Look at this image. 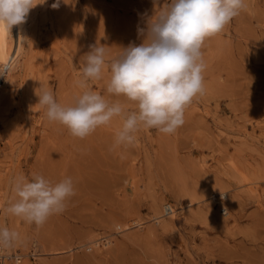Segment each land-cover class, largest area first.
I'll list each match as a JSON object with an SVG mask.
<instances>
[{
	"label": "rangeland",
	"instance_id": "374dc122",
	"mask_svg": "<svg viewBox=\"0 0 264 264\" xmlns=\"http://www.w3.org/2000/svg\"><path fill=\"white\" fill-rule=\"evenodd\" d=\"M245 2L206 39L205 93L184 124L173 134L141 128L130 146H114L119 117L73 137L47 119L36 93L51 89L74 106L85 91L82 58L103 45V78L88 88L137 110L106 93L107 62L143 42L137 29L165 0H60L55 9L45 0L27 17L13 83L0 87V226L19 233L8 247L24 254L19 264H264V0ZM33 174L53 184L71 177L75 189L40 227L4 211L14 177ZM169 201L175 213L164 215Z\"/></svg>",
	"mask_w": 264,
	"mask_h": 264
},
{
	"label": "clouds",
	"instance_id": "9594fccd",
	"mask_svg": "<svg viewBox=\"0 0 264 264\" xmlns=\"http://www.w3.org/2000/svg\"><path fill=\"white\" fill-rule=\"evenodd\" d=\"M44 2L0 0V31L10 33L13 26L24 24L30 11ZM59 4L56 0L51 7ZM157 4L154 0V6ZM246 7L245 0H165L163 6L156 7L146 28L137 29L143 42L130 43L107 62L110 79L106 93L134 102L135 111H126L120 102H110L88 88V81L103 78L107 56L103 45L91 46L82 58L77 84L85 91L74 106L62 105L51 89L43 87L36 93L37 104L44 107L50 122L62 124L79 139L116 117L122 120V127L115 134L114 146L133 145L141 128L173 134L184 124L187 106L205 93L202 47L206 39L221 33ZM13 68L12 62L0 64V77L7 79ZM12 190L16 198L4 211L37 227L51 215L62 213L75 195L71 177L53 184L39 174H33L31 180L23 175L14 177ZM19 238L18 232L0 226V247H11Z\"/></svg>",
	"mask_w": 264,
	"mask_h": 264
},
{
	"label": "bare ground",
	"instance_id": "6f19581e",
	"mask_svg": "<svg viewBox=\"0 0 264 264\" xmlns=\"http://www.w3.org/2000/svg\"><path fill=\"white\" fill-rule=\"evenodd\" d=\"M37 2H42V0H37ZM40 6V4H37L36 7H34L28 16H31L32 18L34 17L35 19V13L38 9V7ZM25 27H23V25H17V26H13L10 33L7 31V30H2L0 31V64H6V63H9L11 59H14V62L17 64L14 65V68L12 71H10L7 75V79L3 78V77H0V81L2 80L1 84H0V87L3 85V83H6V85H11L13 83V80L10 79V74L12 72H14V70L16 69V67L19 65L18 61L20 60V56L16 57L17 56V51L16 49H18L20 43L25 42V44H28V41H29V33L28 35L25 33ZM20 53V52H19ZM254 182V181H252ZM249 185V184H248ZM259 189V188H258ZM260 190V189H259ZM258 190V191H259ZM260 192V191H259ZM260 194V193H259ZM261 195V194H260ZM259 196V195H258ZM222 197H225L222 195ZM260 200V199H259ZM168 201V200H167ZM170 202V201H169ZM169 202H164L163 203V206H167V205H170L171 206V213H169L168 215H172L173 212H174V206H172ZM211 206V205H210ZM224 209H226V207H223ZM205 211L207 213H210L209 211V207H207L205 209ZM175 213V212H174ZM163 214V212H162ZM160 215V214H159ZM164 217V216H163ZM165 218V217H164ZM136 224H140L141 222L138 221V219L136 220ZM2 226H6L5 224L2 225ZM40 241V240H39ZM41 242V241H40ZM3 248V247H2ZM4 252L13 257L12 258V261L13 262H9L8 264H19L22 260V256L24 255L23 253L21 252H18V251H15V250H8V248H3ZM58 250V249H57ZM36 251V250H35ZM35 251H32L31 253H36ZM59 251V250H58ZM15 252V253H14ZM57 252V251H56ZM14 253V254H13ZM16 254V255H15ZM18 257V258H17ZM21 258V259H19ZM19 259V260H18Z\"/></svg>",
	"mask_w": 264,
	"mask_h": 264
},
{
	"label": "built area",
	"instance_id": "2783aa9c",
	"mask_svg": "<svg viewBox=\"0 0 264 264\" xmlns=\"http://www.w3.org/2000/svg\"><path fill=\"white\" fill-rule=\"evenodd\" d=\"M1 82H2V80L0 81V84H1ZM220 198L224 199V197H222L221 195H220ZM169 203L172 205V202H169ZM172 206H173V205H172ZM220 210H221L222 212H224V213H225V211H226V209H224V208H221ZM162 212H163L164 215H168L169 213H171V206H170V205H167V206L162 207ZM14 253H15V252H14ZM14 253H13V254H14ZM15 255H16V254H15ZM12 258H13V257L7 255V254L4 252L3 248L0 247V264H8L9 262H13V261H12ZM17 258H18V257H17ZM19 259H21V258H19ZM19 259H18V260H19Z\"/></svg>",
	"mask_w": 264,
	"mask_h": 264
}]
</instances>
